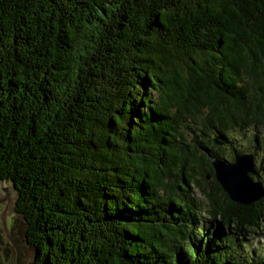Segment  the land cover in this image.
<instances>
[{
    "label": "trees",
    "instance_id": "obj_1",
    "mask_svg": "<svg viewBox=\"0 0 264 264\" xmlns=\"http://www.w3.org/2000/svg\"><path fill=\"white\" fill-rule=\"evenodd\" d=\"M246 151L264 168V0H0V180L34 264H264V196L212 166Z\"/></svg>",
    "mask_w": 264,
    "mask_h": 264
},
{
    "label": "water",
    "instance_id": "obj_2",
    "mask_svg": "<svg viewBox=\"0 0 264 264\" xmlns=\"http://www.w3.org/2000/svg\"><path fill=\"white\" fill-rule=\"evenodd\" d=\"M212 166L216 180L230 200L248 204L264 196L262 183L254 181L250 176L255 174L254 157L252 154H234L232 162L217 158L212 162ZM15 193L16 189L14 185L10 183L3 185V183H0V204L4 206V209L0 213L1 236L3 246L11 250L10 259L13 264L15 251L12 244H23L27 250L32 251L26 244V238L19 235L20 225L23 224V221L13 209ZM0 256L3 259L1 250Z\"/></svg>",
    "mask_w": 264,
    "mask_h": 264
},
{
    "label": "rangeland",
    "instance_id": "obj_3",
    "mask_svg": "<svg viewBox=\"0 0 264 264\" xmlns=\"http://www.w3.org/2000/svg\"><path fill=\"white\" fill-rule=\"evenodd\" d=\"M249 135L251 136V134ZM234 138L236 139V142L239 145H242L241 148L250 146V141H251L250 137H246L243 135H234ZM246 153H249V151H246ZM231 154L232 152L230 149H228V146H227V149L225 150V156L230 157ZM258 158H259V155L258 156L256 155L254 157V164L258 168V172L255 175H250L254 181H256L255 179L256 177L264 180V168H260L258 164ZM0 183H3V185L9 184L3 180H0ZM219 195L221 196V193ZM3 209H4V206L0 204V213L2 212ZM199 214L201 215L200 216L201 218L205 219V223L207 222L208 219L210 220L207 212L200 211ZM23 233H24V223L20 225L19 235L24 237ZM1 234H2V228L0 227V246H2L0 247V250L3 256V259L0 256V264H8V261H9V264H13L12 260L10 259L11 250L10 248L3 246V240H2ZM244 236L246 238V243H247L246 248L249 252L252 250V248H255L256 251H259V253L264 254V227H261L260 229H254L253 231L245 230ZM12 245L15 251L14 264H34L33 251L27 250L25 245L23 244H12Z\"/></svg>",
    "mask_w": 264,
    "mask_h": 264
}]
</instances>
